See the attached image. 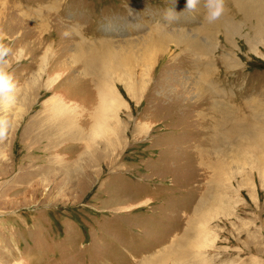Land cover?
<instances>
[{"label":"rangeland","instance_id":"1","mask_svg":"<svg viewBox=\"0 0 264 264\" xmlns=\"http://www.w3.org/2000/svg\"><path fill=\"white\" fill-rule=\"evenodd\" d=\"M203 5L176 0L165 24L171 0H0L22 50L0 110V264H264V0H226L214 23ZM103 54L127 104L118 143L69 137L51 108L90 131L98 96L77 93L97 89L87 60Z\"/></svg>","mask_w":264,"mask_h":264},{"label":"bare ground","instance_id":"2","mask_svg":"<svg viewBox=\"0 0 264 264\" xmlns=\"http://www.w3.org/2000/svg\"><path fill=\"white\" fill-rule=\"evenodd\" d=\"M227 23H229V22H227ZM105 53H107V51ZM101 57H102V59H99V58L96 59L94 57L90 61L87 60L88 61L87 68L89 67L88 70H93V74L99 73L98 74L99 77L95 78L96 84L100 82L99 86L94 91L88 90V94L84 93L83 91H82L83 93L82 92L77 93V98H80L81 100H83V102L85 104L86 103L90 104L91 103L90 101H92V99L95 98L94 96L96 94L98 96L97 102L95 101L96 106L91 113L92 122L90 125V131L88 130L86 132V130H83L85 128H79V126L77 125L76 119H74L75 117L72 118L69 115L68 108L58 107V106H53L51 108H52V111L54 113L53 118H55V117L57 118L59 116L62 117L64 115L66 116L65 119H63V120L60 119L61 121L59 122V125H61L63 129H65V132L69 137H74V138L86 137L87 139L92 140V138H94V136L97 134L104 135L105 132H109V133H113L115 136L114 138H116L114 143H116V142L118 143V141L120 139V134H121V132H120L121 131L120 130L121 125L119 123L118 111L121 110V108L123 106H127V104L124 103V101L121 99L122 96L119 98L118 90H116V88L114 86V82L112 83V78L107 77V69L110 70V64L107 60L109 58H112V56L110 57L109 55H105V57H104V54H103ZM97 69L103 73L102 76H100V72ZM116 69L118 70L119 66H117ZM40 75L42 76V72L38 76H36V78H34V80L32 81L31 84H29L27 86V90L25 92H23L25 95L29 91H33V93H34V92H36V90H38L40 88V86L42 85V81H43V79H40ZM93 82H94V80H93ZM132 89L134 90L135 87H132ZM84 94H86V95H84ZM28 95L29 94H27V96ZM92 96H93V98H92ZM67 105L68 106L71 105V102H69ZM71 109H73V106L71 107ZM47 118H49V117H47ZM53 118H50L49 121ZM213 143L215 145H218L219 142L214 141ZM216 195H217V201H214V203L219 204L218 209H221V206L223 205V203L225 204V202L223 200L224 198L219 193H217ZM213 200H214V198H213ZM203 201L205 203L206 200H203ZM206 207H207V202H206V205L204 208H206ZM210 215L211 214L208 212L204 215V217L210 218L209 217ZM205 235H206V231L202 228L201 233L199 234L198 238L196 239L198 247H202L204 245V236ZM185 255H186V253H183L180 256L179 255L176 256L175 259H181ZM181 261H182V259H181ZM182 264H184V263H182Z\"/></svg>","mask_w":264,"mask_h":264},{"label":"clouds","instance_id":"3","mask_svg":"<svg viewBox=\"0 0 264 264\" xmlns=\"http://www.w3.org/2000/svg\"><path fill=\"white\" fill-rule=\"evenodd\" d=\"M199 4L200 0H186L185 10L194 12ZM175 5L176 0H171V6L164 9L162 19L165 24H172L179 19V13H177ZM203 8V19L208 23H214L219 20L226 11V0H204ZM83 28V25H72L63 35L66 37L72 34L80 35ZM4 39L5 38L0 35V110L6 111L15 106L18 87L13 74L9 70L11 68L9 57L17 58L18 62V57L22 50L18 49L14 53L13 49L4 42ZM11 128V120L5 115H0V141L8 138Z\"/></svg>","mask_w":264,"mask_h":264}]
</instances>
